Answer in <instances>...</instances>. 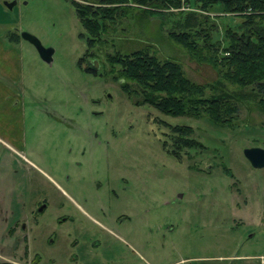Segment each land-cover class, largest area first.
<instances>
[{
    "label": "rangeland",
    "instance_id": "obj_1",
    "mask_svg": "<svg viewBox=\"0 0 264 264\" xmlns=\"http://www.w3.org/2000/svg\"><path fill=\"white\" fill-rule=\"evenodd\" d=\"M5 1L15 4L8 8ZM171 10L165 16L135 10L118 17L103 35L107 43L89 58L85 31L69 1L0 0V36L27 31L53 49L52 61L44 62L18 37L24 58V144L21 151L0 144V162L7 164L0 167L2 175L13 176L9 168L15 162L19 175L34 178L22 209L31 210L41 199L47 203L38 214L47 222L35 245L40 264H264V168L252 167L243 155L246 147L264 148V112L257 100H239L229 126L205 117L165 115L137 105L140 98L123 90L104 62L106 53L147 47L159 59L178 61L189 80L208 85L207 95L249 92L250 87L225 81L216 86L220 80L213 65L168 36L179 11L197 12L208 16L202 27L210 24L212 43L222 47L228 44L226 31L238 29L241 18L222 12L220 4L203 13L193 0ZM87 65L97 74L86 72ZM174 125L190 126V137L202 147L177 158L169 154ZM43 171L113 233L83 217ZM3 181L0 196L11 184ZM66 213L80 219L81 229L68 221L59 224L57 217Z\"/></svg>",
    "mask_w": 264,
    "mask_h": 264
},
{
    "label": "trees",
    "instance_id": "obj_2",
    "mask_svg": "<svg viewBox=\"0 0 264 264\" xmlns=\"http://www.w3.org/2000/svg\"><path fill=\"white\" fill-rule=\"evenodd\" d=\"M85 31L89 58L95 57L97 48L107 43L103 37L109 25L118 17L135 10L150 16L172 15L171 9H179L190 0H67ZM220 4L222 12L241 18L238 29L226 31L228 44L212 43V27H202L208 16L197 12L183 13L168 36L198 61H205L217 70L219 80L238 88L250 87L249 92H215L206 94L208 85L189 80L181 64L170 58L159 59L147 47L130 53L113 51L104 55L113 78L129 95L140 98L137 105H149L160 113L170 116L205 117L217 126H229L238 113V102L256 99L264 112V0H193L195 9L205 13ZM208 30V31H207ZM83 35V34H82ZM20 35L11 32L9 40L16 42ZM220 49L222 50L220 52ZM84 56L78 60L82 66ZM86 72L97 74L90 65ZM135 84V87L133 86ZM211 87V84L209 85ZM172 148L168 151L177 158V153L202 147L190 137V126L174 125Z\"/></svg>",
    "mask_w": 264,
    "mask_h": 264
},
{
    "label": "crops",
    "instance_id": "obj_3",
    "mask_svg": "<svg viewBox=\"0 0 264 264\" xmlns=\"http://www.w3.org/2000/svg\"><path fill=\"white\" fill-rule=\"evenodd\" d=\"M18 43H20V40L10 42L8 38L0 36V144L4 146L9 145L21 151L24 144L23 129L25 127V117L23 112V91L25 84H22L24 58ZM0 163V167L7 165H4L2 162ZM27 163L31 166L34 165L33 162ZM14 164L16 163L12 164L10 162L12 168H9L13 176H3L0 170V183L4 182L3 180L11 183L8 186V192L10 193L4 192L0 196V264H40L42 262V254L35 249V245L37 244L36 241H39L46 233L45 226L47 222H41L38 214H42L46 210L47 203L44 204L45 201L41 199L34 203L31 210L22 209L24 205V198L22 196L34 184V178L29 175V177L27 175H19L17 170L14 169ZM44 174L51 180L53 185L68 196L83 217L104 232L113 233L106 223L89 213L58 182H55L50 175ZM42 203L44 207L42 210H39L38 206ZM63 216H65L63 219L57 217V220L60 221L59 224L68 221L70 224L75 223L77 230L81 229V224H77L76 222L79 221L80 223V219L74 218V215H71V213L63 214ZM69 231L70 229L66 231L68 235H70ZM73 244L75 247L76 242H73ZM74 257L78 258L77 255ZM76 258L71 257L70 262H75ZM55 260H58V258Z\"/></svg>",
    "mask_w": 264,
    "mask_h": 264
},
{
    "label": "water",
    "instance_id": "obj_4",
    "mask_svg": "<svg viewBox=\"0 0 264 264\" xmlns=\"http://www.w3.org/2000/svg\"><path fill=\"white\" fill-rule=\"evenodd\" d=\"M4 4L8 8H12V6L15 4V1H5ZM19 35L21 39L26 40L35 47L40 58L44 62L49 63L52 61L53 49L51 47L43 46L35 35L27 31H20ZM243 155L252 167L257 169L264 168V148L258 146L246 147L243 149Z\"/></svg>",
    "mask_w": 264,
    "mask_h": 264
},
{
    "label": "flooded vegetation",
    "instance_id": "obj_5",
    "mask_svg": "<svg viewBox=\"0 0 264 264\" xmlns=\"http://www.w3.org/2000/svg\"><path fill=\"white\" fill-rule=\"evenodd\" d=\"M39 210H42V208L44 207V204L42 203V204H39Z\"/></svg>",
    "mask_w": 264,
    "mask_h": 264
}]
</instances>
